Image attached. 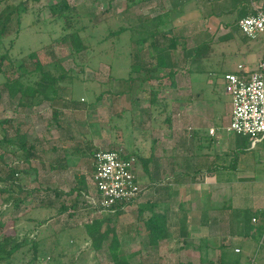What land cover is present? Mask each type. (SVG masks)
<instances>
[{
    "label": "rangeland",
    "instance_id": "obj_1",
    "mask_svg": "<svg viewBox=\"0 0 264 264\" xmlns=\"http://www.w3.org/2000/svg\"><path fill=\"white\" fill-rule=\"evenodd\" d=\"M60 1L0 0V10L7 4L25 2H28L29 8L28 13L22 16V36L13 46L9 41L15 38V26L10 29L11 33L9 29L6 30L5 36L12 34L10 38L0 36V57L13 47L10 54L21 59L17 61V66L25 63L31 69L36 60L47 66L55 60L65 59L62 66L74 73V78L67 79L63 84L60 93L62 100L55 106L40 103L39 98L33 101L26 99V105L19 106L20 98L10 99L2 87L4 78L0 76V120H11L13 125L19 126L27 134L30 144L36 146V154L30 163L24 162L22 152L16 155L7 153L3 159L0 158V170L6 171V165L19 169L22 171L18 176L20 184L34 191L32 197L18 209L13 203L5 201L9 198L7 194H0V239L4 236L20 240L25 237L35 239L41 259H46L52 253L50 264H112L107 243L102 250L96 251L85 231V225L101 218L98 214H104L107 218L112 214L97 213L90 208L88 199L82 194L78 206L74 212H70L73 218L68 214L59 216L62 203L71 207L77 194L61 200L57 199L55 191L69 193L79 186L81 176L87 177L86 174L93 169L91 150L126 148L142 153L141 149H149L155 138L161 142L162 135L165 138L163 143L171 144V130L168 127L173 120L179 121L185 128L183 137L187 139L186 145L190 143L195 124L199 125L200 122L202 127L218 129L221 138L227 137L232 99L225 93V76L239 72V65L249 68L250 63L264 57V39L261 44L245 42L241 32L232 33L223 24L204 25L189 17L186 20L189 19L190 23L186 24L185 16L176 19L172 28L175 16L170 13L176 3L173 4L171 0H68L81 13H89L85 23L89 21L92 25L88 33L93 37L90 53L83 52L74 59L71 57L72 49L57 42L62 36V23L51 18L48 8ZM140 17L155 19L156 24H153L162 35L179 37L180 45L174 58L180 67L177 71V67L171 70L176 71L173 79L164 78L160 99L154 106H151L150 96L151 87L158 85L155 81L139 89L134 99L118 94L121 90L119 79L128 77L131 35L126 33L119 40L112 38L103 45L98 44L110 30L116 31L123 24L135 25ZM2 29L0 22V32ZM205 31H210L212 42H207L208 45L197 52L198 41L193 40V35ZM202 37L201 42L208 40L206 36ZM32 52L36 54L35 60L29 57ZM1 68L7 72L11 69L7 62ZM191 95L193 100L188 102L186 99ZM176 99L181 102L177 103ZM165 106L167 108L163 112ZM57 109L60 115L55 118ZM127 111L133 115V124ZM196 116L199 118L195 119ZM169 117L170 121L167 120ZM149 131L151 141L144 139ZM133 133L140 135L133 138ZM10 134L13 132L10 131ZM3 153L0 147V157ZM136 166L139 175L143 165L138 161ZM164 185L172 187L173 182L167 180ZM164 185L153 184L152 191ZM138 204L133 209L135 219ZM186 208V205L182 207L183 210ZM130 223H127V219L113 218L112 222L103 226L102 231L109 227L116 229L121 251L131 264H173L176 248L168 250L166 246L161 247L164 241L159 243L158 248L148 247L145 227L136 226L137 222ZM30 247L28 245L17 253L10 264H28L33 256Z\"/></svg>",
    "mask_w": 264,
    "mask_h": 264
},
{
    "label": "crops",
    "instance_id": "obj_2",
    "mask_svg": "<svg viewBox=\"0 0 264 264\" xmlns=\"http://www.w3.org/2000/svg\"><path fill=\"white\" fill-rule=\"evenodd\" d=\"M171 1L176 3L170 13L175 16L171 24L174 28L176 19L183 16L204 25H222L212 13L227 11L239 0ZM242 1L254 4L255 10H264V0ZM189 19L186 24L190 23ZM209 32L194 34L193 40L207 35L211 38ZM262 60L264 57L246 69L254 71ZM188 66L190 72L189 63ZM179 67L177 64L176 71ZM186 100L192 101L193 96ZM169 124L171 144L163 143L162 135L161 142L155 138L149 149H141L143 154L127 149L145 159L139 175L135 168L143 193L139 204L136 202L112 214L114 218L146 227L152 215L167 214L168 238L161 247L176 248L173 264H264V140L254 144L249 138L228 133L221 138L218 129L202 127L200 122L195 124L191 145H186L181 123L173 120ZM211 129L216 131L214 136L209 134ZM150 133L144 139L151 141ZM91 170L84 176L87 192L83 195L88 202L95 195L94 169ZM167 180L173 182L172 187L164 185ZM156 183L164 187L152 191ZM136 204L139 210L135 219ZM185 205L187 208L183 210ZM248 215L252 217L250 222ZM146 245L151 247L148 240Z\"/></svg>",
    "mask_w": 264,
    "mask_h": 264
},
{
    "label": "trees",
    "instance_id": "obj_3",
    "mask_svg": "<svg viewBox=\"0 0 264 264\" xmlns=\"http://www.w3.org/2000/svg\"><path fill=\"white\" fill-rule=\"evenodd\" d=\"M32 1L37 2L41 0ZM27 4L28 2L19 5L7 4L0 10V22H2L3 25L0 36H5L6 30H10L15 26V38L10 39L9 41L11 46H13L16 40L22 36V16L29 11ZM251 4V2L239 0L227 11L215 12L212 13V15L214 14L216 18L221 20L222 24L225 25L229 31L232 33H238L241 32L239 29L240 20L257 11L254 9V4ZM48 8L50 10L51 18L62 23V36L57 42L60 41L70 47L73 51L71 57L74 59L83 52L89 51L90 53V43L93 37L88 35V33L90 32L92 25H90L89 21L85 23L89 13H81L79 8L71 6L68 0H61L54 5H50ZM223 18H226V20H223ZM155 21V19H150V17H140L135 25L130 23L123 24L116 31L110 30L106 37L98 41L99 45H103L112 38L119 40L121 36L126 33L131 35L132 51L130 53V66L127 67V70H129L128 77L127 79H119L121 90L118 94L119 96L129 95L134 99L139 89H143L144 85L148 82L155 81L158 85L151 87V106L157 105L160 99L159 92L163 88L162 81L164 78L169 77L173 79L176 75V73L171 70L177 67L174 53L180 45L178 43L179 37L177 35L167 37L159 33L153 24V22L156 24ZM9 32L11 33V30ZM10 36H12V34L5 37L10 38ZM206 37H208V40L204 42H201V39H196V41H198L196 43V50L198 49L197 52L200 51L202 46H207V42H212L209 35ZM227 38L228 37L223 40ZM243 38L245 42L254 41L261 44L262 39H264V34L260 35L256 40H250L245 36H243ZM12 48L13 47H11V49ZM10 50L8 49V52L0 57V76L4 78L2 87L7 91L10 99L19 97V106H25L26 104H24V100L26 99L33 101L39 98L40 103L47 102L50 103L51 106H55L62 100L60 93L63 84L67 79L74 78L73 70L65 69L62 66L65 59L55 60L47 66H44L39 60H36L34 67L28 69L25 63H21L19 66L16 65L17 61L21 59L14 58L13 55L10 54ZM99 54H97V56H99ZM29 57L31 60H35L36 54L32 52ZM5 62L11 67L8 72L1 68ZM12 71L14 74H12ZM14 75L16 77H14ZM123 87L125 88L124 90ZM102 96L103 95H101L100 98H102ZM164 104L167 106V103ZM166 106L162 108L163 112L166 111ZM127 112L130 116L131 124H133V115L130 111ZM59 115L60 112H58L57 109L54 112V117L57 118ZM167 120L170 121V117ZM10 131H12L13 134H10ZM139 135L140 133H133L132 137L137 138ZM0 147L4 152L0 157L1 159L4 158V154L10 153L16 155L18 152H22L25 156L24 162L30 163L31 158L36 154V146L30 144L27 134L22 132L19 126L16 127L13 125L11 120H0ZM99 150L100 149L91 150V157L93 158L95 152ZM125 151L127 152L128 157L136 158V163L145 160L139 155L129 153L127 149ZM6 168V171L0 170V194H7L9 198L5 201L7 203H13L18 209L27 199L32 197L34 191H29L20 184L18 176L22 174V171L7 165ZM79 183V186L72 189L69 193L55 191V196L57 199L61 200L63 197L77 194L71 207L62 203L58 210L59 216L68 214L69 217H74L70 212H74L80 202L79 198L82 194L87 192V183L84 176L80 177ZM115 209L117 210L115 214L122 212L121 206H116ZM98 215H101V218L95 219L91 224L85 225V231L91 240L92 248L96 251H100L103 249L104 244L107 243V251L112 264H131L125 254L121 251L122 245L116 229L114 227L110 228L107 225L109 228L102 231L104 225L112 222L114 215H111V217L108 218L105 217L104 214ZM248 217L250 222L252 217L250 215H248ZM145 229L147 231L148 245L154 249L158 248L159 243L168 238V215H152V217L146 222ZM28 245H31L30 249L33 252V256L28 264H39L42 261H45L46 264H50L53 259V256L51 255L52 253H49L46 259H41L38 242L35 239L25 237L20 240L17 237L9 236H4L0 239V264H10L14 256ZM143 264L160 263L153 262Z\"/></svg>",
    "mask_w": 264,
    "mask_h": 264
},
{
    "label": "built area",
    "instance_id": "obj_4",
    "mask_svg": "<svg viewBox=\"0 0 264 264\" xmlns=\"http://www.w3.org/2000/svg\"><path fill=\"white\" fill-rule=\"evenodd\" d=\"M239 29L250 40L263 35L264 11L257 10L241 19ZM238 71L225 76V93L232 99V116L226 133L249 138L256 144L264 140V60L254 71L242 65ZM209 134L214 136L215 129ZM136 165V158L128 157L124 148L95 152L92 175L95 195L89 198L90 206L99 213L115 214L116 206L125 210L138 202L143 188L136 177Z\"/></svg>",
    "mask_w": 264,
    "mask_h": 264
}]
</instances>
